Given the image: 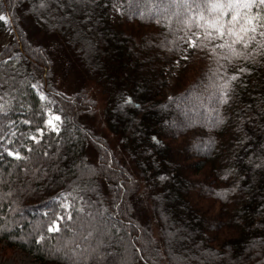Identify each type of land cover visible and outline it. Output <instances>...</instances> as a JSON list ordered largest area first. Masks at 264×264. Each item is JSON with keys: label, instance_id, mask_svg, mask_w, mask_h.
<instances>
[{"label": "trees", "instance_id": "trees-1", "mask_svg": "<svg viewBox=\"0 0 264 264\" xmlns=\"http://www.w3.org/2000/svg\"><path fill=\"white\" fill-rule=\"evenodd\" d=\"M181 2L0 0L14 33L0 46V242L42 264H264V62L247 65L222 102L233 65L186 46L197 29L184 23L192 13ZM20 16L44 30V42H32ZM61 53L81 70L70 94L52 80ZM175 61L182 68L167 94ZM102 81L106 121L131 171L83 122L96 106L89 82ZM49 112L61 117L58 131L47 127ZM89 138L99 145L94 161ZM226 168L235 170L227 183ZM54 219L59 232L47 230Z\"/></svg>", "mask_w": 264, "mask_h": 264}, {"label": "snow or ice", "instance_id": "snow-or-ice-1", "mask_svg": "<svg viewBox=\"0 0 264 264\" xmlns=\"http://www.w3.org/2000/svg\"><path fill=\"white\" fill-rule=\"evenodd\" d=\"M77 2H82V0H77ZM46 6L44 3L40 5L42 8ZM176 7H183L187 12L192 13L184 23L197 29L195 33L187 36L186 46L193 49L210 47L214 55L233 65V74L230 76L227 75V68L221 65L225 75L221 77L222 83L219 85V89L222 102L227 103L233 82L250 71L247 65L254 66L264 62V0H199V2L197 0H182L181 3L176 4ZM0 21L7 22L8 17L0 14ZM49 27L55 29L58 25L52 24ZM239 62H244L245 66L239 67L237 71L235 65ZM130 102L129 98L126 103ZM60 120L59 115H52L46 123L54 131H58L55 122ZM219 123H223V121H218ZM36 131L41 135L43 133L42 128H38ZM37 139L36 135L31 137L33 141H37ZM244 139L247 137L245 136ZM151 140L157 144L160 142L155 135L151 137ZM9 155H13L17 159L22 158L20 152H9ZM260 166V164L256 165V167ZM234 173V169L226 168L221 179L227 183ZM225 191L234 192L236 187L225 189ZM47 230L49 232L60 231L57 219L49 223ZM88 235L91 236L92 233L89 232ZM39 239L43 240L44 236L41 235Z\"/></svg>", "mask_w": 264, "mask_h": 264}, {"label": "rangeland", "instance_id": "rangeland-1", "mask_svg": "<svg viewBox=\"0 0 264 264\" xmlns=\"http://www.w3.org/2000/svg\"><path fill=\"white\" fill-rule=\"evenodd\" d=\"M2 14L8 17V21L4 22L6 27L0 34V46L6 45L7 43H9L14 35L12 26L10 25L11 24L10 14H8L6 11H3ZM22 19L23 17H21L20 24L25 29L28 27V29L31 30L29 37L32 40V42H35V43L44 42L45 33L42 32L44 30L42 29L37 30L35 29L36 25H34V23L32 24L31 22H26V21H23ZM31 32H33V34H35V32L38 34H36L35 36H31ZM62 57L63 55L61 53V55H59L58 59L56 60L55 67H53L52 80L54 84L56 85V87L61 89V91H63L65 94H70L74 92L75 90H77V88L79 87V84L81 83L80 81H82L80 74L79 73L76 74L77 72H75L77 70L79 71L81 70L77 66L76 67L71 66L70 68L69 65L65 64ZM181 68L182 67H181L180 61H175L172 65L167 66L166 68V79H167V88H168L166 90L167 94L170 92L169 89L171 88V86L175 84L176 82L175 78L176 76H178L179 70ZM189 70H190L189 72L192 73L195 71V68H189ZM192 77L193 76H191V78ZM102 83H104V87H102V84L100 82L98 83L89 82V88L92 91L91 95L96 100V106L92 110L91 115L83 119V122L95 134L99 135L100 137H103L107 141L108 146L112 150L114 156L120 159L126 165L128 170L131 171L130 170L131 165L129 164V160H128L129 155L126 152L125 148L120 144L118 137L110 131L107 121H106L107 93H105V91L108 90L110 86L105 81H102ZM103 88H105V91H102ZM71 107L73 109L78 108V107H75L74 105H71ZM52 115H58V114L49 112L47 120L50 119ZM76 117H79V115L76 114ZM55 123H56V127L59 128L60 121L55 122ZM47 127L53 130L48 125ZM97 144L98 143L96 141H92L89 138L88 144L86 145V155L89 159L93 161L96 160V154H95V150L93 146H99ZM96 164H100V163H96ZM202 173L203 172L201 173L199 172V174H202ZM135 181L137 184H139L137 185L139 189V192H138V195H139L140 192L144 190V187L142 183H140L139 179L135 178ZM139 197L142 199V202H140L139 204V209L141 212L140 215H142V218H143V217L148 216L147 205H146L147 201H146V197L144 194L143 195L140 194ZM136 207L137 205L135 206V208ZM218 208H219V204L218 202H216V207L215 209L214 208L213 209L217 210ZM223 224H225V226H222L221 228V231H220L221 238H225V237L228 238V236H230L233 230L231 226L227 225L226 221H223ZM150 228L152 229L153 236L156 238L157 226L155 225V222L153 223V225L150 224ZM126 229L129 231L132 230L129 227H126ZM133 241H136L135 238ZM0 264H42V263L34 259L31 255L25 253L21 249L17 247L8 246L4 241H1L0 242Z\"/></svg>", "mask_w": 264, "mask_h": 264}]
</instances>
